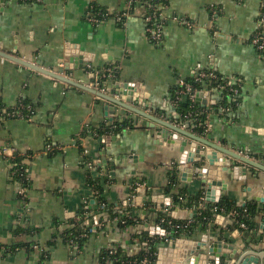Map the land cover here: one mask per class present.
<instances>
[{"label":"crops","instance_id":"crops-1","mask_svg":"<svg viewBox=\"0 0 264 264\" xmlns=\"http://www.w3.org/2000/svg\"><path fill=\"white\" fill-rule=\"evenodd\" d=\"M3 1L1 51L55 72L75 58L74 68L63 75L88 87L95 82V71L113 69L118 78L113 79L114 74L110 80L136 83L148 94L153 107L141 110L181 128L187 121L173 100L181 81L211 70L228 79H241L240 105L229 114L210 111L204 134H197L194 120H188L192 122L189 131L264 166V59L252 44L264 0H168L163 8V38L158 43L146 32L143 3L131 8L128 0ZM90 15L98 23H91ZM179 20H189L194 26L188 28ZM217 97L216 93L204 95L206 104H195L210 108ZM22 100L33 106L32 120L0 125V150L14 149L13 156L22 158L27 184L22 198L24 186L11 177L13 159L0 156V264H107L103 259L108 251L121 252L130 261L149 249L150 240H159L158 248L171 243L174 257L167 260L181 264L192 255L176 240L200 242L204 238L208 245L219 242L233 248V252H221L222 264L238 262L249 252L261 257L248 259L264 264L263 212L252 232L230 230L231 218L218 215L207 229L196 226L189 236L166 242L138 227H118L106 213L93 211L83 215L85 225L92 228L83 247L67 243L66 234L79 220L83 206L95 203L87 184L89 172L112 180L104 192L109 204L125 209L136 199L140 215H145L143 223L160 227L155 222L160 213L195 223L198 209L174 208L173 196L185 189L189 196L202 194L206 198L207 185L198 177L205 166L182 165L180 143L169 146L168 140L158 144L155 130L150 128L153 122L146 118L118 106L110 114L105 106L112 104L94 94L0 56V103L13 108ZM116 124L127 127L116 136H88L87 154L77 146L85 125L92 131V127ZM193 143L188 140L185 151ZM47 146L63 150L45 154ZM218 156L233 160L221 153ZM104 161L106 167L101 165ZM88 162L93 168L86 166ZM236 162L232 164L246 168V173L235 175L238 169L233 168L222 171L226 189L220 199L227 197L239 206L256 202L264 207V170ZM174 168L180 170L178 184L167 193ZM186 168H195L193 178L186 175L184 179ZM137 184L142 186L134 196ZM161 200H169L170 209L159 203ZM146 203L152 206L146 208ZM208 203L202 201L199 208ZM199 264L215 262L202 258Z\"/></svg>","mask_w":264,"mask_h":264},{"label":"water","instance_id":"water-1","mask_svg":"<svg viewBox=\"0 0 264 264\" xmlns=\"http://www.w3.org/2000/svg\"><path fill=\"white\" fill-rule=\"evenodd\" d=\"M4 5V1L0 0V6ZM0 56L2 58L8 59L10 61H13L21 66L30 68L38 73L44 74L46 76H49L51 78H54L55 80L62 81L66 84H69L73 87L80 88L82 90L88 91L98 98L107 101L109 104H112V106H105V110L108 111L110 114H114V106H118L120 108H124L127 110H130L143 118H146L150 122H153L151 124L150 128L152 130H155V135L157 137L158 144H164L169 140V146L176 144L177 142L180 143L179 146H181V151L183 153L182 156V165L186 164H192L194 167L201 168V172L198 173V177L202 180L204 184L207 185V192H206V201L212 204L218 203L220 201V195L222 190H225V183L223 182L221 178V172L227 171L228 169H238L235 171V175L239 172L240 174L246 173V168H240L238 165L234 166L233 160H236L238 162H241L243 164L255 167L260 170H264V166H261L260 164L245 158L244 156L235 153L215 142H212L210 140L201 138L197 136L195 133L190 132L189 129L192 127V122L187 121V124L184 128H181L177 125L169 124L147 112H144L141 110L140 107L151 109L153 106L150 105V102L148 100V94L145 93L144 90L140 89L139 86L136 83L133 82H117L116 80H108L103 85V90L95 89L92 87L85 86L83 84H80L73 79L64 76L65 71H69L70 69L74 68V62H77V59L73 58V60L70 61V64L64 65L63 68H59V71H51L45 68H42L41 66H38L34 63L25 61L21 58L16 57L15 55L6 54L5 52L0 50ZM114 88V89H113ZM204 95H207L206 93L199 92L196 95L195 102L199 104L202 102L203 104H206V99H202ZM188 95H184L182 100L186 104L188 102ZM134 105V106H133ZM136 106V108H135ZM175 115L176 119L180 120L181 116L178 114ZM110 120H112L110 118ZM150 125V124H149ZM172 132H174L172 134ZM186 138V139H185ZM188 140H192L195 143L191 144V149L188 151H185V147L187 146ZM199 143V144H196ZM203 145V146H202ZM204 147V148H202ZM218 153L224 154L226 156H229L233 160H228L227 158H220L218 156ZM197 155V160L195 159ZM236 162V163H238ZM103 167H106V162L104 161ZM211 167H215L216 170H210ZM195 169V168H194ZM194 169L186 168L185 172L183 173L184 179L188 176L189 178H193ZM187 175V176H186ZM145 202V199L143 200V203ZM264 202V200H262ZM94 202H92L93 204ZM159 203L166 206V208L170 209V201L161 200ZM195 215H197V212H194ZM144 214V213H143ZM141 220L144 222L145 215L141 216ZM263 227V226H262ZM140 231H144L145 233L152 235V236H159V237H165L167 230L163 227H154L149 226L148 224L141 223L138 226ZM180 243V247L185 248L189 252H191V258L188 259V261H184L182 259L181 264H199L200 260L203 259H210L215 262V264H222L221 263V252L228 253L233 252V248L225 245L219 244V242H214L210 245H208L207 239H203L200 242H191L186 240H176V242ZM174 247L170 245L162 246L158 248L156 259L153 261V263L148 264H173L171 261H168L167 259H172L174 257ZM258 257L260 258V255H255L254 252H249L247 255H243L238 262H233V264H259L257 260H254L253 258L248 259L249 257ZM184 262V263H183ZM110 264V261L107 263ZM231 264V263H229Z\"/></svg>","mask_w":264,"mask_h":264},{"label":"trees","instance_id":"trees-1","mask_svg":"<svg viewBox=\"0 0 264 264\" xmlns=\"http://www.w3.org/2000/svg\"><path fill=\"white\" fill-rule=\"evenodd\" d=\"M145 1V0H144ZM164 6L168 4V0L163 1ZM145 6V4H143ZM146 9V8H145ZM264 55V54H263ZM216 75L220 78V80H204L201 82H197L195 78H190L186 80L185 82L189 85H191L197 92H201L204 87L207 85H211L214 87H219L220 84H227L228 78H225L221 76L218 72H215ZM117 79L118 74L115 73L114 75ZM112 78L106 76L101 80V84L104 85L105 82L110 80ZM209 86V88H211ZM243 85L241 86L242 89ZM179 87L175 89L173 92V100H175L177 93H178ZM183 96L181 97V100L179 101V109L182 112V118L186 121L188 120H194L195 121V128L194 131L197 134H204L206 131V128L204 126L205 121L207 120V115L210 111L216 110L219 111V105L212 103L210 105V108L207 106L205 107H198L196 106L195 102H191V100H188V102L185 104L182 100ZM240 100V99H238ZM241 101V100H240ZM22 102L25 104V106L31 105L28 100H22ZM225 106L231 107L233 110L237 107H234L232 102H230L227 98L224 99ZM7 108L4 107L3 104L0 103V109ZM14 108H12L13 110ZM8 111H11V108H7ZM187 117V118H186ZM4 124L3 122H0V125ZM201 124V125H200ZM127 127L124 125H112V126H106L102 125L99 128L92 127L93 133L97 134V138L104 137V136H116L119 133L122 132V130ZM90 129V128H89ZM91 130V129H90ZM15 165V166H14ZM16 168H19L20 171L17 173H14ZM24 168V169H23ZM23 169V170H22ZM25 171V165L22 163L21 157H14L13 159V167L11 169V177L14 182L19 183L23 177H20L21 172L24 174ZM180 170L177 168H174L169 176V185L166 189L167 193H170L172 188L175 187L178 184V177H179ZM111 179L108 176H104V178H98L94 177L91 172L88 173V179L87 184L90 189H92L93 193H97V198L95 199V203L90 206V203H86L82 211L80 212V218L77 220L74 224V227L68 231L66 234V241L67 243L71 240L78 241V246L83 247L84 243L87 241V238L80 237L81 234L92 231V228L87 227L85 225V218L84 214L87 212H93L96 214L99 213H106L108 215V220L113 221L115 218H122L123 214L126 212L134 211V214L138 215V221L134 220H127L126 224L123 225L121 222H117L118 227H138L143 221L141 220L140 210H138V207L133 208L132 206H127L122 208L120 205L115 204H109L107 200L104 198V192H105V186L109 185L111 183ZM134 196H137L138 187L134 186ZM203 195L199 196H189L187 190L183 189L180 191L179 194L173 196V202H174V208L180 207V208H197L198 209V216L195 220L194 224H187L186 222L182 221H176L169 216L165 214H157V217L155 219V222L159 224L161 227L165 228L168 232H170V238H178L181 236H189L192 232H194L196 226H203L204 229H207L208 224L214 221L215 217L218 215H224L228 216L232 220V224L229 227L230 230L237 229L241 232H252L256 229L257 223L256 219L259 217V215L263 212L264 215V207H260L258 203L251 202L244 206H239L236 202L232 201L231 199L227 197H223L220 199L218 203L212 204L208 203L205 208H199V206L202 203ZM89 202V200H88ZM133 202V200H132ZM151 203H146L145 207L149 208L151 207ZM121 208L116 210V208ZM137 210V213L135 211ZM150 212L151 210L148 209ZM152 214V211L150 212ZM105 216H102L101 223H104ZM245 225L246 228L242 227L241 225ZM175 226H180L179 229L174 228ZM147 235V233H146ZM159 242H154L153 240H150L149 242V249L146 251H142L138 256L130 258L125 257L121 252H110L108 251L104 255L105 261H110L112 264H142V261L144 259H149V263H153L156 259V254L158 251V247H155V244ZM25 246V245H22ZM21 246V247H22ZM148 251V252H147ZM150 254H152L150 256Z\"/></svg>","mask_w":264,"mask_h":264},{"label":"built area","instance_id":"built-area-1","mask_svg":"<svg viewBox=\"0 0 264 264\" xmlns=\"http://www.w3.org/2000/svg\"><path fill=\"white\" fill-rule=\"evenodd\" d=\"M20 1H26V2H33V1H38V0H20ZM164 0H128L129 3V7H133L135 4H145V8H146V13H145V24H146V32L149 36V38L154 41V42H160L163 38V26H164V18H163V8H164V4H163ZM88 20L91 23H98V19L95 16H89ZM181 22V24H183L184 26L188 27V28H192L194 26V23H192L189 20H179ZM257 31L255 32L253 38H252V44L253 46L256 48L257 52L259 53L260 57L262 59H264V2L262 3V8H261V12L257 21ZM217 37H222L220 34H218V32H216ZM115 74V72L113 71V69L110 70H104V71H95L94 75H95V82L92 84V88L95 89H99V90H103V84H101V80L103 78H105L106 76L112 78V76ZM195 80L197 82H201L204 80H220V78L216 75V73L214 71H200L198 72L195 76H194ZM242 80L239 78H233V79H229L227 84H220L219 87H214L211 86V88H209V86H205L204 89L201 91L203 93H206L209 97L211 96V94H217V99L214 100L213 103L218 104L219 105V111L221 113L224 114H229L232 112V108L225 106L224 104V99L227 98L230 102H232V104L234 105V107H237L240 105V94H241V86H242ZM179 90L177 93V96L174 100V104H176V106L179 109V101L181 100V97L184 95H188L189 100H191V102H195V98L197 93V90H195L191 85L187 84L185 81H181L178 84ZM211 101V100H210ZM14 109L11 111H8L7 108H2L0 109V122H7L10 120H26V121H31L32 117L34 115V108L32 105L29 106H25V104L22 101H19L17 106L13 107ZM187 118V117H186ZM195 122V121H194ZM201 125V124H200ZM90 135H96L95 133H93V131H91L88 127V125H85V127L83 128L82 133L79 136V140H78V147L82 148V150L84 149V153L87 154V150L85 149V143L86 140L88 138V136ZM108 137V136H107ZM57 150H63V148L61 147H54V146H47L44 153L45 154H49L52 152H55ZM9 151V153H8ZM14 153L15 150L14 149H9V150H0V156H6L8 158H12L14 159ZM33 157V155H31ZM15 166V165H14ZM86 166L88 168H93V164L92 162H88L86 163ZM24 169V168H23ZM22 169V170H23ZM20 169L16 168L14 173L19 172ZM25 172V171H24ZM20 177H23L21 179V181L19 182V184L23 185L22 190L20 191V195L22 196V198H24L25 195V186H27L26 181H25V176L23 174V172H21ZM142 185L137 184V187H141ZM94 198H97V193H93ZM135 203L134 202H129L130 207L132 206L133 208L136 207V199ZM133 200V201H134ZM206 198L203 197L202 201H205ZM128 203V202H127ZM138 215L134 214L133 211L131 212H126L125 214H123L122 218H115L113 221L114 222H121L123 225L126 224L127 220H134V221H138ZM188 224V223H187ZM242 227L246 228L245 225H241ZM174 228L179 229L180 226H175ZM89 233L90 231H87L83 234L80 235V237L82 238H87L89 237ZM170 232L166 233L165 237H162V239L164 238V240L167 242L170 239ZM70 243L72 245H76V247H78V241L75 240H71ZM148 252V251H147ZM152 254H150L151 256ZM150 261L149 259H144L143 260V264H148Z\"/></svg>","mask_w":264,"mask_h":264}]
</instances>
